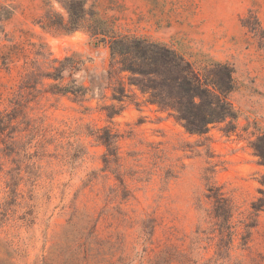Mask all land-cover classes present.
I'll list each match as a JSON object with an SVG mask.
<instances>
[{
	"label": "rangeland",
	"instance_id": "obj_1",
	"mask_svg": "<svg viewBox=\"0 0 264 264\" xmlns=\"http://www.w3.org/2000/svg\"><path fill=\"white\" fill-rule=\"evenodd\" d=\"M0 2L12 9L0 33V117L13 116L0 133V148L11 144L0 152V264H264V207H252L264 197L252 148L264 134V0L88 1L116 33L163 43L198 71L232 67L235 126L203 134L137 89L112 99L118 75L94 95L53 92L44 74L54 58L80 59L74 77L87 85L109 68L108 46L43 29V0ZM50 7L65 14L57 0ZM209 185L233 204L223 240Z\"/></svg>",
	"mask_w": 264,
	"mask_h": 264
},
{
	"label": "trees",
	"instance_id": "obj_2",
	"mask_svg": "<svg viewBox=\"0 0 264 264\" xmlns=\"http://www.w3.org/2000/svg\"><path fill=\"white\" fill-rule=\"evenodd\" d=\"M51 1L43 0L49 7L38 20L43 29L65 34L85 31L96 43L106 44L110 52L109 68L101 74H90L87 85L74 77L84 69L80 59L70 55L54 58L58 64L53 71L44 74V77L55 81L50 85L53 92L75 97H83L87 92L94 95L110 86L113 76L118 75L117 85L112 88V99L122 100L127 87H130L137 89L145 97V102L172 116L188 133L203 134L211 125L222 122H226L228 129L234 128L237 111L229 99L234 87L233 69L229 64L215 62L198 71L182 54L163 43L143 36L116 33L93 5H88L89 0H57L65 14L53 10ZM11 16L10 6L0 2V33ZM43 49L44 46L40 45L37 53L44 56ZM65 74L69 78L66 83ZM12 117H0V133L10 125ZM100 138L107 146L108 154L116 155L109 134ZM1 141L5 146L0 148V152L10 151L11 144ZM252 148L264 165V134L252 142ZM17 180L16 176L11 177L9 186L15 188ZM260 183L264 186V176ZM259 191L264 194L263 188ZM206 196L212 201V216L219 239L223 240L225 235L231 234L232 201L219 187L211 185ZM252 207L255 211L262 209L264 197L253 201Z\"/></svg>",
	"mask_w": 264,
	"mask_h": 264
}]
</instances>
